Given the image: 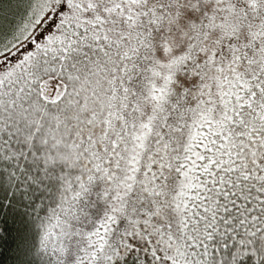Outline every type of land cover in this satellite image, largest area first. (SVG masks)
<instances>
[{
  "label": "snow or ice",
  "instance_id": "obj_1",
  "mask_svg": "<svg viewBox=\"0 0 264 264\" xmlns=\"http://www.w3.org/2000/svg\"><path fill=\"white\" fill-rule=\"evenodd\" d=\"M0 264H264V0H0Z\"/></svg>",
  "mask_w": 264,
  "mask_h": 264
}]
</instances>
